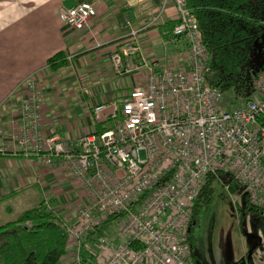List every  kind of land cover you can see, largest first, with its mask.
Wrapping results in <instances>:
<instances>
[{"label":"built area","instance_id":"obj_1","mask_svg":"<svg viewBox=\"0 0 264 264\" xmlns=\"http://www.w3.org/2000/svg\"><path fill=\"white\" fill-rule=\"evenodd\" d=\"M172 1L173 37L186 39L187 48L169 64L149 60L128 22L130 34L112 52V67L121 77L143 72L144 83L95 107L96 118L112 109L105 131L76 139L46 135L40 85L33 77L24 82L23 120L10 139L38 164L60 162L86 196L61 223L71 264H196L189 241L193 206L210 173L228 175L264 212V66L246 97L209 86L210 53L198 21L186 0ZM96 15L87 2L59 12L74 29H85ZM177 59L184 64H174Z\"/></svg>","mask_w":264,"mask_h":264},{"label":"crops","instance_id":"obj_2","mask_svg":"<svg viewBox=\"0 0 264 264\" xmlns=\"http://www.w3.org/2000/svg\"><path fill=\"white\" fill-rule=\"evenodd\" d=\"M164 1L0 0V226L39 206L44 199L58 198L63 216L67 206L79 199L86 201L82 187L60 162L52 167L38 164L35 157L23 154L18 140L10 139L9 134L23 120L22 106L28 94L24 82L33 77L40 85L46 135L76 139L97 130L98 124L110 127L112 109L96 118L97 104L120 100L126 83L130 89L144 83L143 72L133 73L127 79L117 75L112 67V52L122 50V43L130 34L128 22L139 31L138 43L149 60L172 63L188 46L186 39L173 37L178 11L172 0L159 20L151 23L152 14L162 10ZM84 2L93 4L97 11L88 27L74 29L60 20L62 7ZM59 51L67 52L69 63L53 70L48 60ZM180 59L174 64L179 61L182 66ZM64 70H68L65 76L58 73ZM60 82L66 84L63 95H59ZM75 82L81 89L99 84L110 93L109 100L91 103V94L84 91L77 101L72 90ZM5 147L8 151L4 153ZM79 190L81 198L75 195ZM69 214L74 215L71 211Z\"/></svg>","mask_w":264,"mask_h":264},{"label":"trees","instance_id":"obj_3","mask_svg":"<svg viewBox=\"0 0 264 264\" xmlns=\"http://www.w3.org/2000/svg\"><path fill=\"white\" fill-rule=\"evenodd\" d=\"M186 2L187 8L198 21L202 40L210 53L207 84L226 92L233 90L237 97L248 96L257 69L248 74L245 68L257 40L264 32V0ZM68 63L66 51H59L48 60L53 70H59ZM97 128L98 132L108 129L99 124ZM218 177L229 184L231 189H242L228 175L220 174ZM218 177L210 173L195 200L189 232L192 249L191 233L196 215L202 205L213 200L212 183ZM243 195L246 210H260ZM60 204L58 198L44 199L39 206L26 210L15 220L0 226V264H64L61 258L66 254L68 237L61 226L64 216L59 211ZM116 217L113 215L110 220ZM195 263L201 264L196 259Z\"/></svg>","mask_w":264,"mask_h":264},{"label":"rangeland","instance_id":"obj_4","mask_svg":"<svg viewBox=\"0 0 264 264\" xmlns=\"http://www.w3.org/2000/svg\"><path fill=\"white\" fill-rule=\"evenodd\" d=\"M262 66H264V32L257 40L245 69L250 74ZM58 73L65 76L68 70ZM128 77L124 78L128 79ZM117 84L119 85V80ZM65 85H62V82L58 83V90L62 92L59 95H63ZM97 85L81 89L77 82L73 83L72 90L78 96L76 100H81L80 94L84 91L91 94V103L103 98L109 100L110 93L100 86L101 91H99ZM125 85V91L120 96L130 90L127 83ZM69 175L72 176L71 173ZM62 185L63 183L59 185V189ZM227 185L221 178L215 179L212 183L213 200L202 205L196 215L191 233L194 257L201 264H264V212L254 208L246 210L243 191L238 188L228 190ZM81 193L82 191L79 190L75 195L81 198ZM69 197L73 198L74 193ZM83 203L84 199H79L67 206L64 211L65 217H70V211L74 213L78 205ZM112 226L118 228L115 222ZM61 260L64 264H71L68 254Z\"/></svg>","mask_w":264,"mask_h":264}]
</instances>
